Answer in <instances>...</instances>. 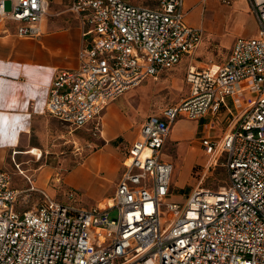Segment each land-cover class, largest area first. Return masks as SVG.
Returning <instances> with one entry per match:
<instances>
[{"label": "built area", "instance_id": "obj_1", "mask_svg": "<svg viewBox=\"0 0 264 264\" xmlns=\"http://www.w3.org/2000/svg\"><path fill=\"white\" fill-rule=\"evenodd\" d=\"M9 1L5 10L0 0V25L12 21L18 36H40L48 1ZM247 1L256 34L237 37L221 63L187 66V96L145 118L107 207L76 206L71 190L63 192L68 202L58 201L27 175L29 187L16 189L0 169V264H264V0ZM69 11L88 42L76 69L55 74L46 111L74 128L99 130L110 100L192 59L203 36L186 23L184 0H158L154 8L72 0ZM222 108L231 125L201 143L207 167L222 159L227 184L215 191L198 184L183 202L174 201L173 163L162 158L173 123L209 115L212 128ZM24 192L39 194L31 209Z\"/></svg>", "mask_w": 264, "mask_h": 264}, {"label": "rangeland", "instance_id": "obj_2", "mask_svg": "<svg viewBox=\"0 0 264 264\" xmlns=\"http://www.w3.org/2000/svg\"><path fill=\"white\" fill-rule=\"evenodd\" d=\"M204 6V17L210 19L212 17L211 9L206 4ZM244 8L245 5L240 3L239 6L232 4L231 9L224 10L223 18L215 23V27L219 25L223 29L222 33L218 31L205 32L203 44L199 47L197 57L193 60L196 66L206 67L209 63L224 61L228 55V49L223 45L225 36L229 38L253 35L256 24L250 14L245 13ZM4 9H10L9 0H5ZM237 19L242 20L241 25L236 21ZM187 64V57H185L174 68L161 72L155 79L144 80L115 100V103L119 105V111L117 110L116 113L118 112L119 116L132 123L128 126L131 131L145 116L158 114L165 106L179 102L187 96L189 92V85L186 81ZM228 104L231 106L230 100H228ZM231 110L235 117V109L231 108ZM108 112H111L109 108ZM224 113L225 110L222 108L216 118L212 119L215 127L210 128V118L209 115H206L197 120L198 126L193 133L188 134L190 123L187 121L195 120L187 118L179 119L187 121H180L177 124L180 126L179 130L183 132L182 135H176V130L171 131L170 138L164 146L162 158L173 163L170 190L172 194H177L174 201L183 202L189 191L198 184L212 191L227 184L222 159H219L216 165L207 167L210 156L204 152L201 143L203 136L220 137L231 125L232 117L226 121L223 118ZM106 120L107 115L104 114L102 128L99 126V130L94 129L92 124L74 128L59 122L57 126L59 130L57 133L52 132V136H49L47 152L43 151L42 156L38 149L39 155L29 154L23 160L16 157L14 160L16 163L11 157L8 170L12 174L13 185L20 190H25L29 186L25 178V175H28L34 186L44 188L50 195L56 196L58 201L68 202L63 192L71 190L75 193L74 204L76 206L84 208L97 205L107 207L109 199L114 193L117 178L123 169L122 160L127 154L129 145L121 135L112 139L107 138ZM93 157L97 162V168L94 171L97 179L88 173L81 172L80 176H74L77 177L75 181H70V171L84 165ZM56 171H59L61 175V180L58 183L53 180ZM23 198L29 209L33 208L40 200L39 194L35 192L30 194L24 192ZM168 201L170 199H166L165 203ZM162 210V215H164V204ZM116 213V209L111 210L110 217H115Z\"/></svg>", "mask_w": 264, "mask_h": 264}, {"label": "crops", "instance_id": "obj_3", "mask_svg": "<svg viewBox=\"0 0 264 264\" xmlns=\"http://www.w3.org/2000/svg\"><path fill=\"white\" fill-rule=\"evenodd\" d=\"M47 1L48 9L41 23L42 33L40 36L32 38L18 36L16 34L17 24L12 21L5 20L0 25V169L8 171L10 174L11 172L8 170V167L11 164V157L13 161L16 157L23 160L26 155L38 154V149L41 151V156L43 155V151L47 152L49 136H52V132H58L57 126L60 122L46 111L49 86L58 70H74L78 67L79 51L88 42V37L82 35V27L78 20L69 11L72 0ZM123 1L151 8L156 7L158 3V0ZM240 3L245 5V13H249L256 24V19L250 11L247 0H230L229 3H223L221 0H184L186 23L203 30L199 47L203 44L205 32H223V29L219 25L215 27V23H218L223 18L225 9H231L232 4L239 6ZM205 4L211 9L212 17L210 19H205L204 17ZM236 21L241 25V19H237ZM256 30L257 24L252 36L256 34ZM237 37L228 38V36H225L223 38V45L228 49V55ZM198 49L192 59L187 57V66L190 63L194 64L193 60L197 57ZM120 96L118 97L120 98ZM118 97L106 104L101 114L100 128H102L103 116L106 114L107 138L112 139L117 137V135H121L130 146L136 139L141 124L151 114L145 116L138 126L131 131L128 126L132 125V123L124 117L119 116L118 112L116 113L119 105L115 103V100ZM108 108L111 111L110 113L108 112ZM181 118L185 117H179L175 120L170 134L172 130H176V135L183 134L179 130L180 126H177V124L180 121L187 120H179ZM187 122L190 123L188 134L193 133L198 126L197 120ZM28 151L30 152L28 153ZM96 163L93 157L84 165L70 171V181H75L77 177L74 176H80L81 172H84V174L88 173L97 179L94 173L97 168ZM57 174L61 176L60 172L56 171L53 176L54 182L56 180L55 175ZM119 178L120 175L117 179L119 180ZM118 180L115 183V188ZM13 187L15 186L13 185ZM176 196L177 194H172L171 199H174Z\"/></svg>", "mask_w": 264, "mask_h": 264}, {"label": "bare ground", "instance_id": "obj_4", "mask_svg": "<svg viewBox=\"0 0 264 264\" xmlns=\"http://www.w3.org/2000/svg\"><path fill=\"white\" fill-rule=\"evenodd\" d=\"M30 151H28V153H29ZM32 152H34V151H32Z\"/></svg>", "mask_w": 264, "mask_h": 264}]
</instances>
